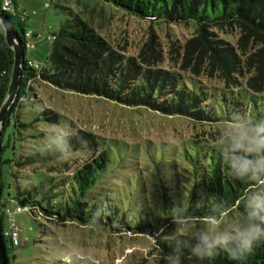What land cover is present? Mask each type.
Instances as JSON below:
<instances>
[{
	"label": "trees",
	"instance_id": "1",
	"mask_svg": "<svg viewBox=\"0 0 264 264\" xmlns=\"http://www.w3.org/2000/svg\"><path fill=\"white\" fill-rule=\"evenodd\" d=\"M11 1L15 5V0ZM104 1L142 21H149L148 24H191L193 35L182 44L168 38V50L164 52L158 35L149 26L148 37L137 56L126 57L122 50L113 48L108 40L79 17L64 21L51 36L46 67L36 73L28 66L29 62L23 60L18 95L1 130L0 166L1 155L6 149L2 137L10 124V116L16 118L14 128L28 127L19 122L18 110L21 101L33 91L31 86L34 80L60 90L104 98L125 107H143L164 116H179L199 124L221 123L236 112L264 120V0ZM13 8L16 18H12L11 14L6 15L23 42L25 53L26 32L15 11L17 8ZM166 59L170 63L169 68H162ZM12 67L13 52L6 44L0 27V106L7 93ZM200 76L223 81L229 90L228 93L226 90L222 92L224 107L216 109L217 96L199 82L197 78ZM240 86L244 88L240 89ZM41 116L49 125L59 124L60 116L50 109H44ZM64 140L63 144L54 142L43 152L21 155L18 159L7 161L11 167L18 169L36 166L51 173L37 184L16 187L13 198L19 204L16 209L27 207L40 225L43 222L86 225L90 221L103 225L105 208L111 216H119L118 208H113L110 201L105 202L108 203L105 207L92 192L98 184L103 183L110 163V154L102 147L100 138L94 133L77 130L65 135ZM208 145L203 154L204 161H191L195 175L201 178V189L189 195L183 206L188 213L204 216L217 201L223 200L242 217L243 205L236 208L235 204L251 184L237 180L230 174L218 148V140L212 138ZM80 155L88 159L72 170L70 161ZM11 177H14L13 173ZM162 202L172 204L166 197ZM1 206V227L4 232L9 228L7 213L10 212L12 217L18 213L12 212L5 204L1 203ZM12 217V230L17 232ZM4 221L8 223L7 227ZM118 225L126 226L124 218ZM143 228L138 226L135 231H128L143 233ZM161 228L164 231L158 233ZM174 231L175 226L170 218L152 231L154 250L159 255L161 249L172 252L176 247ZM117 232H124V229L119 228ZM2 240L3 243L4 240L9 241L10 251L19 245L18 242L17 246H13L4 237ZM4 249L7 257L8 250L5 246ZM182 250V264H238L223 251H218L212 258L199 259L189 249ZM75 259L80 260L76 256ZM64 261L52 264H64ZM158 264L164 262L159 259ZM243 264H264V242L254 247Z\"/></svg>",
	"mask_w": 264,
	"mask_h": 264
},
{
	"label": "rangeland",
	"instance_id": "2",
	"mask_svg": "<svg viewBox=\"0 0 264 264\" xmlns=\"http://www.w3.org/2000/svg\"><path fill=\"white\" fill-rule=\"evenodd\" d=\"M12 6L18 7L15 11L24 31L32 35L25 38L24 59L32 63L31 69L36 73L46 67L51 36L74 16L108 40L113 48L122 50L126 57L137 56L150 27L158 35L164 52L168 50V38L182 44L193 35L191 24H148L149 21H142L104 0H15ZM11 16L16 18L14 14ZM37 35L41 37L35 38ZM168 64L166 59L161 67L169 68ZM197 79L217 96L216 109L224 107L222 92L229 90L223 81L205 76ZM31 87L33 91L21 101L18 110L19 122L28 127L14 128L16 118L10 116L2 137L6 149L1 155V203L14 212L19 206L13 200L17 186L37 184L51 176L45 169L36 166L18 169L7 161L43 152L58 135L83 130L98 136L110 154L108 174L92 190L95 199L105 207L108 204L105 202L110 201L120 215L113 217L105 208L103 225L95 221L86 225L76 222L40 225L28 208L22 207V212L12 217L19 234L18 247L10 251L9 241L4 240L8 264H52L59 260H69L71 264H158L160 255L154 250L152 231L164 225L174 206L185 209L188 196L200 191L201 178L195 175L191 161H204L210 140H218L221 123L199 124L143 107H125L104 98L60 90L38 80ZM44 109L60 116L59 127L43 120ZM87 159L84 155L73 157L71 169ZM164 197L172 204L165 205ZM231 215L234 220L243 219L236 212ZM122 218L124 227L118 225ZM7 224L4 221L5 227ZM138 226L144 227L143 233L128 231H135ZM119 228L124 232L118 233Z\"/></svg>",
	"mask_w": 264,
	"mask_h": 264
},
{
	"label": "clouds",
	"instance_id": "3",
	"mask_svg": "<svg viewBox=\"0 0 264 264\" xmlns=\"http://www.w3.org/2000/svg\"><path fill=\"white\" fill-rule=\"evenodd\" d=\"M54 142L65 143L64 135H58ZM218 148L230 174L251 184L235 204L236 208L243 205V219L234 220L233 206L223 200L204 216L174 206L170 220L175 226L177 245L172 252L161 249L159 259L164 264H182V249H189L199 259L212 258L223 251L230 260L243 264L254 247L264 242V120L233 113L230 119L221 121ZM163 231L161 228L158 233ZM64 264L70 262L65 260Z\"/></svg>",
	"mask_w": 264,
	"mask_h": 264
},
{
	"label": "water",
	"instance_id": "4",
	"mask_svg": "<svg viewBox=\"0 0 264 264\" xmlns=\"http://www.w3.org/2000/svg\"><path fill=\"white\" fill-rule=\"evenodd\" d=\"M0 27L3 33L4 40L9 48L13 52V67L10 75L9 86L5 98L0 106V135L1 130L4 126V122L8 115V112L11 106L14 104L19 87L20 79L22 73V65L24 60V46L23 42L18 36L16 29L13 27L9 17L0 12ZM1 194H2V185L0 177V264H7V257L5 254L4 243L2 240V227H1Z\"/></svg>",
	"mask_w": 264,
	"mask_h": 264
},
{
	"label": "built area",
	"instance_id": "5",
	"mask_svg": "<svg viewBox=\"0 0 264 264\" xmlns=\"http://www.w3.org/2000/svg\"><path fill=\"white\" fill-rule=\"evenodd\" d=\"M0 11L4 14H13L14 13V8L12 6V3L10 0H3L1 2V5H0ZM35 38H40L41 36L40 35H37V36H34ZM25 38H32V35H30L29 33H25ZM28 66L32 67V63L29 62L28 63ZM30 85V84H29ZM22 211V209L20 208H17L15 210V213H20ZM8 214V221H9V228L8 230H3L1 231L2 233V237L4 238H7L9 239L11 242H12V245L13 246H17L18 245V234L17 232L13 231L12 228H13V224L11 223V213H7Z\"/></svg>",
	"mask_w": 264,
	"mask_h": 264
},
{
	"label": "crops",
	"instance_id": "6",
	"mask_svg": "<svg viewBox=\"0 0 264 264\" xmlns=\"http://www.w3.org/2000/svg\"><path fill=\"white\" fill-rule=\"evenodd\" d=\"M18 8V7H17ZM18 10V9H17Z\"/></svg>",
	"mask_w": 264,
	"mask_h": 264
}]
</instances>
